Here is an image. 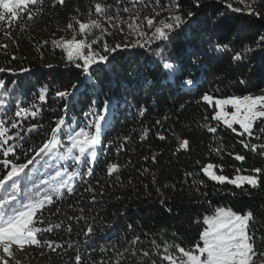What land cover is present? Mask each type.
<instances>
[{
	"label": "trees",
	"instance_id": "obj_1",
	"mask_svg": "<svg viewBox=\"0 0 264 264\" xmlns=\"http://www.w3.org/2000/svg\"><path fill=\"white\" fill-rule=\"evenodd\" d=\"M97 2L110 5L109 15L119 12L125 21L132 15L122 11L131 7V0L120 4L115 0H42L28 6L34 19L28 20L25 13L11 27L0 23V68L5 69L0 80L7 86L0 87V100L6 102L0 107V119H6L5 112L7 117L14 116L17 104L40 109L36 116L24 117L10 130L24 136L23 141L12 140L15 154H10V159L17 163L32 159L35 151L29 149H38L49 138L60 117L66 125L77 128L87 126L93 118L85 113L105 108L106 101L109 109L91 174L75 177L71 192L61 189L59 195L53 194L52 203L37 213L35 224L50 230L37 234L40 244L27 245L23 252L13 250L15 260L20 264H78L79 255V264H167L160 259L163 244L193 247L205 228L203 217L215 214L218 207L241 215L251 211L248 230L254 239V257L264 260V184L257 189L247 185L245 190L235 189L211 181L200 171L202 165L212 163L219 166L217 174L231 178L238 168L243 169L242 174L264 169V156L240 143L264 145V121L254 124L252 136L242 137L237 125L233 132L212 120V105L200 100L204 93L214 98L263 93L264 50L257 47V41L264 35V0H245L260 16L233 12L222 0H201L203 7L199 9L192 0H160L159 4L142 0L137 4L142 30L148 34L151 30L143 18L170 22L176 11L174 4H179L184 14L190 10L198 13L191 24L177 29L170 41L151 46L154 52L171 54L178 69L173 77L156 66L153 61L158 62L159 57L151 55L148 48L104 52L105 43L111 48L137 39L129 36L126 23L111 28L102 21L106 33L94 30V34L81 36L76 20L98 19ZM233 7L244 5L234 2ZM70 23L73 28H68ZM75 35L89 42L101 37L93 48L110 56L102 71L94 66L84 75L67 61L63 49L52 43ZM217 43L228 44L234 51L210 52L211 45ZM246 47L253 51L244 60H231V55ZM23 68L29 71L21 72ZM185 78H193L195 85H183ZM77 83L79 88L65 109L66 102L55 93L70 90ZM42 88L47 89L44 102L38 100ZM31 125L40 127L28 133ZM206 125L216 127L217 132H208ZM183 140L189 142L187 148L180 147ZM237 154L246 159L235 160ZM50 160L48 167H41L38 160L27 171L33 179L39 176L48 181L43 187L51 194V178L63 164ZM109 164L117 165L111 174L107 172ZM3 175L6 170L0 165V179ZM201 180L204 183H199ZM18 195L23 198V187ZM89 226L93 233L86 236ZM137 237L138 241L131 243ZM45 242H51V247ZM144 252L149 255L145 257Z\"/></svg>",
	"mask_w": 264,
	"mask_h": 264
},
{
	"label": "snow or ice",
	"instance_id": "obj_2",
	"mask_svg": "<svg viewBox=\"0 0 264 264\" xmlns=\"http://www.w3.org/2000/svg\"><path fill=\"white\" fill-rule=\"evenodd\" d=\"M62 2L63 0H61ZM115 2L116 4H120L122 0H115ZM141 2L142 0H131V7H124L122 9L125 13H132L126 21L120 17L119 12L109 15L110 5L97 2L94 4V8L98 19H89L87 22L76 20L78 32L81 36L85 37L89 34H94V30H99L101 34H104L108 29L104 27L102 21H107L111 28H118L120 24L126 23L130 30L129 36L136 35L137 39L130 44L121 45L118 43L111 48L105 43L104 52L115 53L122 47L148 48L151 55L159 57L158 62L153 61L156 63V66L160 67L165 75L169 77L176 76L178 69L172 61L171 54L165 55L163 52H154L151 46L157 41H170L176 30L182 29V26L191 24L196 19L198 13L190 10L184 14L181 6L174 4L172 7L176 11L171 15L170 22L161 20L157 23L154 18H143L147 23V27L151 30L150 34H148L142 30L143 26L136 8V5ZM155 2L159 4L160 0H155ZM222 2L233 12L247 11L249 14L261 15L255 12L250 3H245V0H222ZM234 2L244 5V7H233ZM37 3H42V0H0V22L6 23L11 27L12 23L18 21L21 15L25 13L28 20L34 19V15L32 11L28 10V6H34ZM192 5L197 9L203 7L201 0H192ZM213 23L215 24L216 21H213ZM68 28H73V25L70 23ZM100 38L97 37L89 42L86 39H76L74 36L72 39L53 40L52 43L54 46L63 49L69 63L81 69L84 75H88L93 71L94 66L96 69L102 71L101 66L110 63L109 54H100V52L95 51L93 48V45L97 44ZM257 47L264 50V35L259 37ZM209 51L230 54L234 49H230L228 44L217 43L211 45ZM252 51L253 49L246 47L243 51L235 52V55H231V60L242 61L246 58L247 53ZM47 67L51 68L52 65H48ZM3 71L5 69L0 68V72ZM20 71L28 72L29 69L23 68ZM182 83L185 86H194L195 80L193 78H185ZM0 87H7L5 81L0 80ZM78 88L79 84L77 83L73 84L70 90L57 91L55 93L56 98L66 102L65 109L69 107L67 101L72 99ZM46 96L47 89H40L38 100L44 102L46 101ZM200 100L208 105H212L214 113L211 117L212 120L217 122L222 121L223 125L233 132L237 131L233 125H239V128L242 130L239 134L242 137L245 134L252 136L254 124L257 121H264V94L214 98L213 95L204 93L200 97ZM5 103L4 100H0V107L4 106ZM93 104H95V101H93ZM228 106L231 107V111L226 110ZM108 110V102L106 101L105 108L85 113V116L91 115L93 118L89 120L87 126H78L77 128L66 125L65 118L60 117L55 127L51 129L49 138L38 149H29V151H35V156L27 160L26 163H17L9 158L10 154H15V146L10 141L24 140V136L21 133H10V129H16L24 117L29 115L36 116L40 109L35 105L25 108L17 104L14 116L7 117V113H4L6 119H0V155L3 157V159H0V165L6 170V175H3V178L0 179V249H2L0 264H10V261H14V264H20L14 258V246L23 250L25 245H38L41 243L37 239V234L50 229L35 226L37 223V213L42 211L47 204H51L53 194L59 195L61 189L71 192L75 177L81 175L75 168L70 171L68 168L61 167L60 170L55 171V175L51 178V184L49 185L50 194L43 187V185L49 182L40 180L39 176L33 179V174L27 171L29 166L40 160L41 167H48V161L53 157L54 152L57 153L58 159L65 160L70 157L76 165L94 160L96 157V146L101 144V131L107 123ZM39 127L38 125H31L26 131L32 133L37 131ZM206 127L210 133L217 132L216 127L207 125ZM89 128L94 129V131L88 130ZM261 131L264 132V129H261ZM188 143L187 140H183L180 143V147L187 148ZM240 143L245 149H250L252 152H258L259 155L264 156V151H258V149H264V145H249L243 140ZM61 148L63 149L62 151H60ZM219 150V148L216 149V151ZM234 158L237 161H244L246 159L244 155L239 154L235 155ZM217 167L219 166L208 163L202 165L200 171L211 181L221 186L232 185L235 189L245 190L246 185L249 186V189H257L264 184V169L253 168L251 174L245 175L241 174L243 169L238 168L236 169V175L229 178L226 175L217 174ZM116 168L117 165L109 164L107 172L111 174ZM90 174L91 169L85 173V175ZM187 175L193 176L194 174L187 173ZM199 183L202 184L204 181L201 180ZM28 184H31L32 187L28 188ZM22 187L24 191L23 198L18 195ZM25 200L27 203H25ZM251 220V211L241 215L230 208L218 207L214 215L203 217V224L206 227L199 233L198 240L193 247L185 249L179 244L169 245L165 242L160 259L167 261L168 264H250L256 255L253 235L248 230ZM92 233L93 229L89 226L85 235L91 236ZM138 239L137 237L131 243L135 244ZM45 243L51 247V242ZM153 244L155 245L156 241H153ZM159 249L160 246L157 245V250L159 251ZM143 255L147 257L149 253L144 252ZM76 260L79 264V255H77ZM152 264H156V262L152 261Z\"/></svg>",
	"mask_w": 264,
	"mask_h": 264
},
{
	"label": "rangeland",
	"instance_id": "obj_3",
	"mask_svg": "<svg viewBox=\"0 0 264 264\" xmlns=\"http://www.w3.org/2000/svg\"><path fill=\"white\" fill-rule=\"evenodd\" d=\"M0 23H2V22H0ZM73 37H74V36H73ZM73 37H72V38H73ZM72 38H70V39H72ZM75 38H76V39H85L84 37H81V36H78V35H75ZM262 94H264V92H263V93H260V94H256V95H262ZM247 95H249V94H247ZM241 96H244V95H241ZM225 98H226V97H225ZM226 110H227V111H231L232 109H231L230 106H228ZM221 123H222V121H221ZM222 124H223V123H222ZM233 126H234V125H233ZM237 126L239 127V125H237ZM10 130H11V129H10ZM88 130H90V131H94V129H92V128H89ZM240 130H241V129H240ZM241 131H242V130H241ZM12 142H13V141H10L11 144H12ZM12 145H13V144H12ZM97 147H98V145L96 146L95 152H97ZM62 150H63V149L61 148L60 151H62ZM50 161L53 162V163H55V164H57L58 166H61V165L63 164V167L68 168L70 171H71L73 168H75V170H76L78 173H81L82 175L87 176V175H85V173H87V172L89 171V169L92 168V165H93V161H94V160H91V162H88V163H82V164H80V165H76V164L74 163V161H73L70 157L66 158L65 160H60V159H58V158H57V153L54 152V153H53V157L51 158ZM60 169H61V168H59V170H60ZM241 174H242V173H241ZM245 175H247V174H245ZM78 176H80V175H78ZM223 208H224V207H223ZM213 215H214V214H213ZM210 216H211V215H210ZM205 227H206V225H205ZM26 246H27V245L24 246L23 250H20L18 247L14 246V247H13V250L23 252V251L25 250ZM0 254H2V249H0ZM167 264H168V262H167ZM250 264H264V260L253 257V259L251 260Z\"/></svg>",
	"mask_w": 264,
	"mask_h": 264
}]
</instances>
